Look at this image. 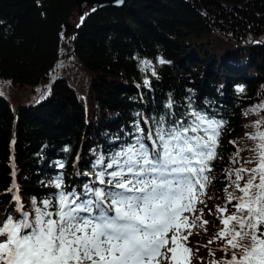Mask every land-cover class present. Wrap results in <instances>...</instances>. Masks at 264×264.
<instances>
[{"label":"trees","instance_id":"trees-1","mask_svg":"<svg viewBox=\"0 0 264 264\" xmlns=\"http://www.w3.org/2000/svg\"><path fill=\"white\" fill-rule=\"evenodd\" d=\"M73 3L0 0V215L19 206L13 185L26 211L32 198L39 205L60 191L50 186L59 177L64 190L82 192L159 116L179 119L190 104L224 122L205 203L196 205L209 223L189 237L199 249L192 264L224 259L222 242L208 244L222 227L209 211H231L228 173L254 166L245 134L264 117L249 111L264 103V0H123L83 12ZM142 60L156 76L141 71Z\"/></svg>","mask_w":264,"mask_h":264},{"label":"snow or ice","instance_id":"snow-or-ice-1","mask_svg":"<svg viewBox=\"0 0 264 264\" xmlns=\"http://www.w3.org/2000/svg\"><path fill=\"white\" fill-rule=\"evenodd\" d=\"M140 63L142 72L151 70L156 76L151 61ZM143 83L150 85L147 78ZM165 107L171 109L172 101ZM188 107L173 121L167 119L171 113L159 116L154 130L116 152L104 171L94 173L95 181L83 184L82 192L64 190L59 177L50 186L60 191L39 205L32 198L31 211L14 194L19 206L0 216V264H192L199 249L189 247V237L193 229L206 231L209 223L196 205L205 203L224 122ZM249 111H264V103ZM252 127L245 134L253 141L246 163L254 166L228 173L229 179L234 177V191L226 197L232 210L217 206L209 211L222 227L208 244L222 242L225 253L209 264H264V117ZM142 131L137 123L136 132ZM239 154L237 150L235 156ZM97 163L103 164V158ZM114 166L116 170L107 171ZM8 192H17L16 186Z\"/></svg>","mask_w":264,"mask_h":264},{"label":"water","instance_id":"water-1","mask_svg":"<svg viewBox=\"0 0 264 264\" xmlns=\"http://www.w3.org/2000/svg\"><path fill=\"white\" fill-rule=\"evenodd\" d=\"M123 3V0L121 2H118V0H74L73 5L78 7V10L80 12H83L85 8H99L106 5H121Z\"/></svg>","mask_w":264,"mask_h":264},{"label":"rangeland","instance_id":"rangeland-1","mask_svg":"<svg viewBox=\"0 0 264 264\" xmlns=\"http://www.w3.org/2000/svg\"><path fill=\"white\" fill-rule=\"evenodd\" d=\"M239 115H241V113H239ZM0 216H3V214H1Z\"/></svg>","mask_w":264,"mask_h":264}]
</instances>
